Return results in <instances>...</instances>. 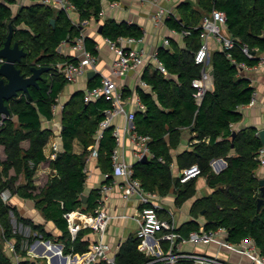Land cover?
Wrapping results in <instances>:
<instances>
[{"label":"trees","instance_id":"1","mask_svg":"<svg viewBox=\"0 0 264 264\" xmlns=\"http://www.w3.org/2000/svg\"><path fill=\"white\" fill-rule=\"evenodd\" d=\"M102 1L74 0L80 20L100 19ZM14 2L16 0H0V49L12 22L15 25L14 40H18L27 51L17 62L22 72L30 75L34 65H48L50 68L43 72L38 84L30 86V94L20 91L6 100L11 113L0 123V264H13L4 247L7 238H15L17 250L22 249L21 253L27 254L22 247L27 236L14 230L13 214L18 221L31 224L45 238L63 242L65 252H84L89 248L90 240L85 237L89 229H81L76 237H72L65 213L78 208L95 211L98 205V187L88 194L87 203L82 199V192L88 177L89 147L97 142L96 133L105 117V109L112 104L106 96L87 101L83 89L72 94L63 108V150L50 160L54 171L39 188L35 175L39 165L48 159L45 147L53 133L51 127L43 126V117H54V105L68 83L58 63L77 60L61 54L58 46L63 39L81 34L82 28L64 9L33 0L23 4L15 14ZM213 8L225 11L227 28L237 41L228 50H212L215 87L206 89L198 100L195 94L198 88L193 81L201 75L203 64L195 61V52L202 42V20ZM177 15L168 18L167 24L178 31L190 30L184 35L186 44L182 46L171 37L170 46L160 45L158 57L167 72L147 66L143 79L151 90L138 87L145 110L135 114L136 129L150 137L153 156L147 161L140 159L133 163L134 176L141 180L146 190L160 195H167L174 186L178 204L193 197L197 192L196 177L182 182L172 171L173 149L181 142L183 128L190 127L196 132L193 139L198 140L192 143L191 149L180 152L177 161L181 168L197 163L213 188L208 195L196 199L192 213L197 216L203 211L207 229L226 226L233 242L252 237L264 255V203L259 208L260 178L256 173L263 143L256 126L243 127L235 134L232 128V123L243 116L239 105L249 103L255 90L250 78L240 74L237 63L254 64L258 61L244 52L245 44L264 50V0H182L177 4ZM52 18L56 19L55 24L51 22ZM20 23L23 25L19 26ZM102 33L112 38L121 35L140 37L145 30L137 22L110 17L103 22ZM86 43L92 52L98 54L96 39L87 35ZM99 83L100 80L95 78L89 86ZM14 116L18 117L17 120ZM113 129L114 126L106 127L98 141L99 166L109 174L105 182L113 179L111 154L116 145ZM76 139L83 147L80 152L75 150ZM26 140L28 146L24 145ZM2 147L4 156L1 155ZM232 148L235 153H231ZM218 157H225L228 161L219 172L212 165V160ZM5 189L34 199L36 207L47 220L55 223L61 233L55 235L44 223L24 216L15 204L4 200L2 192ZM200 226L193 219L182 224L179 230L186 233ZM28 238L32 241L35 236ZM139 240L137 235L131 234L121 243L114 263L101 259L94 264H143L149 257L139 249ZM29 263L28 259L21 262Z\"/></svg>","mask_w":264,"mask_h":264},{"label":"built area","instance_id":"2","mask_svg":"<svg viewBox=\"0 0 264 264\" xmlns=\"http://www.w3.org/2000/svg\"><path fill=\"white\" fill-rule=\"evenodd\" d=\"M39 1L64 9L74 19V22L82 28L81 34L73 38L63 39L58 46V51L61 54L77 58V60H66L58 63V67L66 79L69 82H75L85 75L88 70H98V54H95L87 47V34L83 29L89 19L75 20L73 14L78 12V9L74 0ZM140 1L156 4L152 18L157 27L164 25L171 16H178L176 7L166 4V0ZM121 3V0H110V6L113 8L121 6ZM226 25V13L219 8H213L202 20V42L195 52V61L203 64V69L201 75L193 81V85L198 88L195 93L198 100L202 98L203 93L208 89V80L211 76L209 65L211 63L213 42L218 43L220 49L223 50H228L236 44L237 39L225 31ZM180 33L185 35L190 33V30L184 29ZM105 42L115 53L111 69L108 73L99 71L100 83L92 87L88 86L85 89V98L87 101H91L101 96H106L112 103L110 107L105 109V117L101 120L96 133V143H98L106 127L114 126L113 133L116 136V145L111 154L113 163L112 173L121 175L124 178V182L120 185L122 195L126 199L136 198L139 201V208L134 215L138 223L136 230V235L140 239L138 247L149 257L143 264H240L222 255L221 251L248 255L251 257L252 263L264 264V255H262L252 237L244 238L240 242H233L229 239L227 227L223 225L211 229L202 226L185 234L179 230L174 216L170 218H163L161 216L160 209L163 205L159 201L160 194L155 191H148L142 186L141 180L134 176V162L127 160L121 150L126 138H129L133 144V151L137 160L142 159L145 155L148 157L153 156L149 146L150 137L138 132L136 129V111L127 110L125 92L119 86L117 78L124 77L130 71L135 70L140 73L141 84L147 85V82L142 77V72L149 62L152 61L155 67L160 68L164 72H167V69L163 61L158 57V48L150 51L143 45L145 34L140 37L134 35H121L117 38L105 36ZM170 44V38L165 37L162 45L170 46ZM243 50L248 56L258 58V61L250 66L251 68L258 70L264 66V53H262L263 51L259 47L251 48L245 44L243 45ZM228 55L232 56L230 51H228ZM4 60L0 56V61L3 62ZM237 64L239 68L249 66L244 61ZM256 99L257 91L254 90L250 102L254 103ZM137 103L138 109L145 110V104L142 102L141 97H138ZM118 114L126 115V121L123 125L114 124V119ZM6 115L3 114V118ZM3 118L0 123H2ZM58 152L59 147L57 144H54L51 158H55ZM258 157L260 164L264 165V145L260 147ZM201 173L200 166L194 163L184 167L179 177L182 182H186L201 175ZM108 175L106 173V176ZM114 186V182H103L101 184L98 205L95 211H85L78 208L65 213L72 237H76L81 229H89L85 234V237L90 240L89 248L86 251L65 252V244L63 242L57 243L51 239H46L42 233L35 230V239L32 244L28 238L29 235L23 241L22 247H25L27 251L24 257L34 264H38V261L42 258L45 260L44 264H94L101 259L114 263L121 244L114 248L106 239L110 222L115 217L107 209L106 200ZM2 196L5 201L10 202L12 199L11 190L5 189L2 192ZM122 215L126 216L127 214ZM8 242L11 250L15 253L16 264H21L23 256L19 255L15 240L10 238ZM190 243H214L217 245L218 250L216 252H207L185 248ZM52 245L57 247V249L50 252L51 248L49 247ZM56 256L58 261L54 262Z\"/></svg>","mask_w":264,"mask_h":264},{"label":"crops","instance_id":"3","mask_svg":"<svg viewBox=\"0 0 264 264\" xmlns=\"http://www.w3.org/2000/svg\"><path fill=\"white\" fill-rule=\"evenodd\" d=\"M33 0H30L32 2ZM182 0H166V4H171L176 7L177 4ZM197 2L198 0H194ZM27 2L26 4H29ZM103 13L101 14V18H89V21L84 25L83 29L88 36L97 40L98 45V70H88L87 73L81 76L75 82H69L65 85L64 89L61 91L58 97V102L54 107V117L52 119H47L43 117V126L51 127L53 129V133L49 138V141L45 147V151L48 159L43 161L37 170L35 175V182L40 188L43 186L48 180L51 173H53V168L50 165L51 153L53 151L54 144H57L59 147V152L63 150V138H62V128H63V108L65 103L69 100L72 94L79 90L85 89L89 86V83L93 81V79L100 80V72L108 73L111 69L112 61L115 57V53L108 47L105 42V36L102 32L99 31L100 24L105 21L107 18H115L117 20L126 19L128 21L137 22L143 26L145 29V42L143 45L150 51L157 49L160 45H162V41L165 37H174L178 43L182 46L186 44L184 35L180 33V31L173 29L168 26L167 22L157 27L154 24L152 15L156 9V4L152 2H142L140 0H121V6L117 8H113L110 6V0H103ZM74 18L76 21H80V13L75 12ZM74 21V19H72ZM225 31L230 33L225 26ZM231 34V33H230ZM232 35V34H231ZM171 40V39H170ZM213 48L220 49L218 43L213 42ZM264 53V50L263 52ZM249 66L239 68L240 74L247 76L251 80V84L255 87V91H257V99L254 103L249 102L246 104L239 105V110L243 113V116L240 120L232 123V128L234 130H240L243 127L252 125L256 126L259 129L264 127V66L261 68L253 69L250 66L252 64H248ZM147 66H151L152 69L155 68L153 62H149ZM144 68V70H145ZM210 71L213 69L212 62L209 65ZM143 70V72H144ZM94 71L95 74L89 76V72ZM142 72V73H143ZM143 77V74H142ZM117 82L119 86H121L125 92V100L127 104V110L136 112L138 109V97H140L138 92V87L142 86L146 90H151V86L147 83V85L141 84V76L138 71L132 70L129 74L124 77L117 78ZM214 77L211 73V76L208 80V89H214ZM142 100V99H141ZM143 102V100H142ZM144 103V102H143ZM17 120V116H14ZM126 121L125 114H118L114 119L115 125H123ZM196 134L194 130L190 127H184L182 132V139L180 144L173 149L174 161L172 163V171L173 174L178 177L183 168L179 166L177 161V155L186 150L191 149L193 147L192 143L196 142L198 139L193 136ZM193 139V140H192ZM24 145L28 146L29 141H24ZM91 149L88 159L86 170L88 172V177L85 183V187L83 192L89 194L93 188H100L101 184L105 182L106 173H104L99 166L98 159V143L91 145L89 147ZM75 150L80 152L83 150L82 145L79 140L75 141ZM122 152L125 155V158L130 162H135L137 159L134 155L133 144L130 142L129 138H126L125 144L121 147ZM235 148H232L231 153H235ZM1 155L4 156L3 147L1 148ZM150 158V157H149ZM228 164V161L225 157H218L212 160V165L215 171L219 172L224 169ZM113 172V171H112ZM256 173L259 178L264 177V165L259 164L256 169ZM113 179L109 182H114L115 186L113 190L109 193L108 199L106 200L107 209L115 215V217L110 222L109 230L106 235V239L112 244L114 248L118 247L125 239H127L131 234L136 235V230L138 228V223L134 215L137 213L139 208V201L136 198L126 199L122 195L121 184L124 182V178L121 175L112 173ZM43 178V180H41ZM197 183V192L193 197L188 198L183 204H178L177 193L175 191V187L173 186L170 192L167 195H160V201L163 205L160 209V214L163 218H170L174 216L177 225L180 227L182 224L189 220H197L200 223V227H205V223L207 221L206 216L203 211L200 212L199 215H194L192 213L193 205L197 198L208 195L212 192L213 188L208 183L207 177L203 174L196 177ZM12 192V191H11ZM12 200L13 204H15L19 211H22L24 216H28L33 220L36 219V222L44 223L46 228L53 232L55 235H59L61 233L60 229L56 227L55 223L51 220H47L42 212L36 207L35 200L31 198H24L20 196L17 192H12ZM33 201V202H32ZM122 214H127L122 215ZM167 215H170L168 217ZM131 222L135 223V228L131 226ZM193 230V229H191ZM190 230V231H191ZM182 231V230H181ZM186 232L187 234L190 232ZM183 232V231H182ZM185 233V232H183ZM185 233V234H186ZM52 240V238H49ZM57 243H62L61 241L56 240ZM185 248L188 249H196L200 251L207 252H216L218 247L214 243H200V244H187ZM221 254L231 258L232 260L239 262L240 264H252L251 257L248 255H240L236 252H224L221 251ZM57 256L54 258V262H57Z\"/></svg>","mask_w":264,"mask_h":264},{"label":"water","instance_id":"4","mask_svg":"<svg viewBox=\"0 0 264 264\" xmlns=\"http://www.w3.org/2000/svg\"><path fill=\"white\" fill-rule=\"evenodd\" d=\"M51 22L55 24L56 19L52 18ZM14 29L15 25L9 23V32L5 40L4 46L0 49V56L5 60L0 64V121L3 118V114H10L11 110L6 103V100L16 96L20 91L30 94V86L33 84H38L39 79L42 77L44 71L48 70L50 66H32V73L30 75H25L21 68L18 67L17 62H19L23 56L26 55L27 51L24 47L20 45L18 40H14ZM99 31H103V23L99 27ZM211 73H214L212 69ZM95 74L94 71L89 72V76ZM237 130L233 131V134ZM259 136L264 145V127L259 129ZM141 160L147 161L149 157L145 155ZM14 189L16 190L15 184L12 182ZM82 199L84 203L88 201V194L82 192ZM264 203V177L260 178V196L258 198L259 208ZM52 252V250H50ZM255 264V263H252Z\"/></svg>","mask_w":264,"mask_h":264},{"label":"rangeland","instance_id":"5","mask_svg":"<svg viewBox=\"0 0 264 264\" xmlns=\"http://www.w3.org/2000/svg\"><path fill=\"white\" fill-rule=\"evenodd\" d=\"M27 2H30V0H16V2H14V3H12V6H13V10H14V13L16 14L18 11H19V9H20V7L23 5V4H26ZM74 16H76L75 14H73ZM19 26L20 25H23V24H18ZM41 180H43V178H41ZM160 201V200H159ZM33 202V201H32ZM161 202V201H160ZM10 203L11 204H13L14 202H13V200L11 199V201H10ZM20 212L22 213V211L20 210ZM168 217H170V215H167ZM166 218V217H165ZM13 220H14V230L15 231H17V232H19V233H22V234H24V235H26V236H30V234H32L33 236H34V229L32 228V226H31V224H29V223H22V222H20V221H18V219H17V217H16V215L15 214H13ZM34 220H36V219H34ZM131 226L132 227H134L135 228V223L134 222H131ZM47 227V226H46ZM31 235V236H32ZM10 238H7L6 240H5V242H4V247H5V250H6V252L8 253V255H10L11 256V258H12V261H13V264H16V261H15V253L11 250V248H10V244H9V242H8V240H9ZM34 239L35 238H33V240L31 241V244H32V242H34ZM47 239V238H46ZM49 239V238H48ZM13 240H15V242H16V239L15 238H13ZM52 240L53 241H56V238H52ZM32 247V246H31ZM25 248V247H24ZM21 251H22V249L21 250H19L18 252H19V255H21V256H23V260H25L26 258L24 257L25 255L24 254H22L21 253ZM44 262H45V260H44V258H42V259H40L39 261H38V264H44ZM29 264H34L33 262H31V263H29Z\"/></svg>","mask_w":264,"mask_h":264},{"label":"bare ground","instance_id":"6","mask_svg":"<svg viewBox=\"0 0 264 264\" xmlns=\"http://www.w3.org/2000/svg\"><path fill=\"white\" fill-rule=\"evenodd\" d=\"M49 248H51L50 250H52V251L53 250L55 251L57 249V247H55L54 245L50 246Z\"/></svg>","mask_w":264,"mask_h":264}]
</instances>
